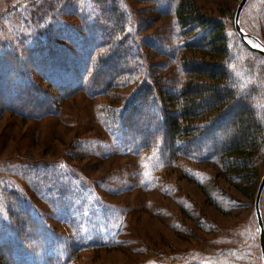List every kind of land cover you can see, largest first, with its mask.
I'll use <instances>...</instances> for the list:
<instances>
[{
    "label": "rangeland",
    "instance_id": "374dc122",
    "mask_svg": "<svg viewBox=\"0 0 264 264\" xmlns=\"http://www.w3.org/2000/svg\"><path fill=\"white\" fill-rule=\"evenodd\" d=\"M180 1L0 0V75L15 69L18 79L28 77L43 90L51 74L73 86L103 52L104 38L91 28L93 14L105 13L109 3L113 9L116 2L118 10H107L104 17L116 29L110 42L129 34L134 51L149 65L143 78L156 76L168 90H178L189 79L182 69V46L195 37L180 35ZM193 1L225 24L232 67L244 71V61L255 67L252 74L259 72L264 92V57L249 55L235 29L241 0ZM240 23L264 43V0H250ZM43 52L52 59L45 69ZM143 78H135L118 98L64 97L63 92L54 98V113L0 116L2 220H7L5 210L19 203L37 214L47 231L58 232L60 243L75 232L88 243L96 235L105 243L69 261L61 253L60 264H263L255 201L264 156L251 180L240 181L214 161L170 162L137 150L103 115L119 107ZM7 87L16 85L9 81ZM60 198L69 209L59 205ZM261 209L264 219V194Z\"/></svg>",
    "mask_w": 264,
    "mask_h": 264
},
{
    "label": "trees",
    "instance_id": "16d2710c",
    "mask_svg": "<svg viewBox=\"0 0 264 264\" xmlns=\"http://www.w3.org/2000/svg\"><path fill=\"white\" fill-rule=\"evenodd\" d=\"M107 6L105 13L118 10L116 2L113 9L110 3ZM100 13L93 14L91 28L104 38L100 43L103 52L96 57L89 74L80 81L73 80L74 85L68 80L71 87L65 86L60 77L53 78L54 81L53 75L47 74L48 86L42 90L28 77L18 79L19 73L11 69L8 74L0 75V116L8 111L33 117L54 113L57 106L54 98L63 92L64 97L85 93L93 98H118L135 78L144 77L149 69L144 55L134 51L129 34L118 42H110L116 29H111L104 19L105 13ZM176 14L180 35L195 36L182 46V69L189 79L178 90H168L158 77H145L134 83L135 89L127 96L122 95L124 100L119 107L105 110L108 113L103 119L113 131L147 155L158 154L170 162L214 161L238 180H251V171L264 156V92L260 91V74L254 78L255 67L247 61L242 62L244 71L240 73L232 67L234 61L225 24L203 14L195 1L181 0ZM120 20L124 33V14ZM243 43L249 55L262 56ZM45 53L44 69L52 61ZM29 60L37 62V58L29 57ZM15 66L18 67L16 64L12 67ZM9 81L16 87L9 89ZM59 205L69 209V203L62 198ZM5 213L6 221L2 220L0 211V264H60L61 253L69 261L86 248H104L99 235L90 243L76 232L70 239L65 237L63 243L56 241L60 234L47 231L28 206L11 205ZM59 244H63L62 249L57 247Z\"/></svg>",
    "mask_w": 264,
    "mask_h": 264
},
{
    "label": "water",
    "instance_id": "95a60500",
    "mask_svg": "<svg viewBox=\"0 0 264 264\" xmlns=\"http://www.w3.org/2000/svg\"><path fill=\"white\" fill-rule=\"evenodd\" d=\"M249 1L250 0H241L240 4L238 5L236 16H235V29L238 32L242 41H244L245 43L250 45L249 41H255L257 43V47L254 48L251 45L250 46L254 48L256 52H258L260 55L264 57V43L258 37L251 35L247 31H245L240 23L242 12L247 6ZM263 193H264V176L261 180L258 193L256 196V201H255V213H256L259 231H260L259 241H260L262 260L264 264V219H263V214H262V209H261Z\"/></svg>",
    "mask_w": 264,
    "mask_h": 264
}]
</instances>
